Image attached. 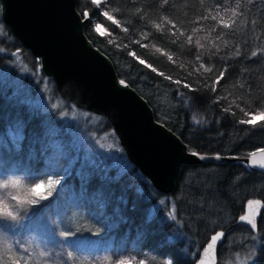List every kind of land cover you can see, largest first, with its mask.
Masks as SVG:
<instances>
[{"label":"trees","instance_id":"obj_1","mask_svg":"<svg viewBox=\"0 0 264 264\" xmlns=\"http://www.w3.org/2000/svg\"><path fill=\"white\" fill-rule=\"evenodd\" d=\"M76 9L119 79L189 150L243 157L264 149V122H241L264 111V0H76ZM42 77L49 102L60 101L38 59L0 18V175L9 187L0 208L11 212L0 213L2 233L27 248L36 227L44 264H84L77 255L65 259L67 240L56 223L75 213L70 239L98 252L85 263L193 264L210 235L226 229L217 264H264V172L241 162L183 165L173 190L160 193L130 163L104 117L62 99L56 110L33 105ZM69 107L87 116L59 115ZM101 133L110 147L100 145ZM48 178L60 179L52 195L33 196V184ZM163 198L178 222L156 207ZM251 199L263 202L255 233L234 224ZM25 248L19 259L16 249L0 247V264H34Z\"/></svg>","mask_w":264,"mask_h":264},{"label":"water","instance_id":"obj_2","mask_svg":"<svg viewBox=\"0 0 264 264\" xmlns=\"http://www.w3.org/2000/svg\"><path fill=\"white\" fill-rule=\"evenodd\" d=\"M0 18L38 59L62 100L106 119L130 163L158 192L173 190L183 165L241 162L264 172L261 149L243 157L191 151L158 122L147 101L119 79L111 60L86 37L88 17L77 11L76 0H0ZM262 209L260 199L248 200L234 224L255 233ZM225 234L226 229L212 233L193 264H217Z\"/></svg>","mask_w":264,"mask_h":264},{"label":"rangeland","instance_id":"obj_3","mask_svg":"<svg viewBox=\"0 0 264 264\" xmlns=\"http://www.w3.org/2000/svg\"><path fill=\"white\" fill-rule=\"evenodd\" d=\"M14 80L15 79H18V77H15L13 78ZM26 93H28V88L25 90ZM30 99L32 104H37L40 105L41 107V110H56L60 105V101H62L60 99H57L55 100L54 102H49L50 100V89L48 88L47 86V82L46 80L42 77L41 78V82L38 83V86L35 87V89H33L32 93L30 94ZM74 106V105H73ZM73 108V107H72ZM69 107V112H61L60 111V114L59 115H65V118L67 120H76V118L78 116L80 117H85L87 116V114L85 112H79V111H76L74 108H76L74 106V108L72 109ZM77 109V108H76ZM82 110V109H80ZM94 123L95 121L92 120ZM79 134L81 135H85V133L81 130H79ZM100 137L102 138L101 142H100V145L103 147V148H107V147H110V137L107 136V133H101ZM118 141V140H117ZM122 148V147H121ZM126 156V155H125ZM9 179V178H8ZM51 179L53 181V184L52 186L49 188L47 187V182L48 180ZM19 183L18 181L16 182H11V185H13L16 189H20L19 187ZM38 183H44L45 186H46V190H45V195H47L49 192L51 193V191L55 188L54 184L55 183V180L52 179V178H48L46 180H39L38 182L34 183L33 186L35 184H38ZM7 184L5 183V181H3L1 179V175H0V200L1 198L7 193L9 192V187L6 186ZM32 186V187H33ZM37 198V197H36ZM160 206H164L166 208V211H165V214H166V217L170 220H174L175 222H178L176 220V214H175V210H174V206L172 205L171 203V200L169 198H163V200L156 206V207H160ZM76 218V215L75 213H68V214H60L59 216H57V220H56V223H57V226L60 230V234H63L67 240V255L68 257H65L66 260L70 259L71 260V257H73V255H77L74 256L73 260L77 259L78 261L76 263H84V264H90V263H85L87 262V259L89 258V256L91 255H95V254H98L97 251L94 250V246L93 245H89V246H86L84 244H77L78 242H73V239H70L69 237V231L72 230L71 227L73 228L74 226V220ZM28 230H29V227H28ZM32 234L29 236H27L28 238V247L25 248L23 243L21 241H18V242H14L16 240H12L11 237H7L6 234L2 233L0 231V247L1 248H4V247H8V248H14L16 254H19V259H23L24 258V255H23V251L21 249H27L29 250L33 255H34V264H44V262H42V253H44V239H43V236H41L39 233L37 234V229L36 227H33L32 228ZM15 245V246H14ZM41 254V255H40ZM37 260V261H36ZM63 264H68V261L64 262ZM96 264H105V263H102L100 261H98V263ZM114 264H119V263H114ZM237 264H241V261H237Z\"/></svg>","mask_w":264,"mask_h":264},{"label":"snow or ice","instance_id":"obj_4","mask_svg":"<svg viewBox=\"0 0 264 264\" xmlns=\"http://www.w3.org/2000/svg\"><path fill=\"white\" fill-rule=\"evenodd\" d=\"M105 16H107V18L109 20H111L113 23H116L115 20H113L112 16H109L107 13H104ZM225 27H228L227 24L224 25ZM96 31L98 33H100L101 35L105 34V29L100 27L99 25H97L96 27ZM141 64L144 63L143 60L140 61ZM250 118L246 121H241L242 123H247V124H251V125H256L258 122H264V111L262 112H258L255 114H251L249 113ZM261 151H264V149H261ZM56 184L60 183V179H57L55 181ZM53 184V181L51 179L48 180L47 182V187H51ZM45 190H46V186L44 183H38L35 184L32 188H31V194L37 198H39L40 200H47L49 196L52 195V193H48L47 195H45ZM35 201H31V203H34ZM0 213H4L7 214L9 216H11V212L8 210L7 206L5 205L3 208H0ZM209 247H211V245H209ZM119 264H131V261L129 260H121L119 262Z\"/></svg>","mask_w":264,"mask_h":264}]
</instances>
